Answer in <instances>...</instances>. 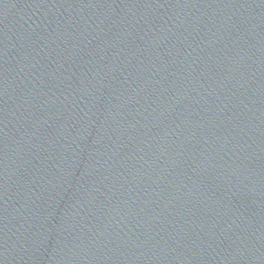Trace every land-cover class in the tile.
<instances>
[{
    "label": "water",
    "instance_id": "water-1",
    "mask_svg": "<svg viewBox=\"0 0 264 264\" xmlns=\"http://www.w3.org/2000/svg\"><path fill=\"white\" fill-rule=\"evenodd\" d=\"M0 264H264V0H0Z\"/></svg>",
    "mask_w": 264,
    "mask_h": 264
}]
</instances>
